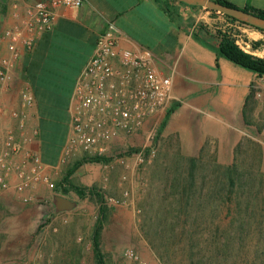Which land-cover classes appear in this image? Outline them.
<instances>
[{
    "label": "built area",
    "instance_id": "1",
    "mask_svg": "<svg viewBox=\"0 0 264 264\" xmlns=\"http://www.w3.org/2000/svg\"><path fill=\"white\" fill-rule=\"evenodd\" d=\"M28 2L11 0V20L0 26V50L5 52L0 55V191H13L24 204H39L40 186L51 182V172L76 159L104 158L108 162L94 163L104 167L114 162L129 167L131 159L136 165H146L157 152L159 126L150 121L166 114L176 101L177 68L174 65L165 71L147 48L120 47L119 26L107 21L75 85L68 134L58 162L45 163L40 153L37 102L31 85L22 80L20 62L37 39L54 28L57 9L78 8L85 0ZM139 137L144 141L136 144ZM105 204L129 205V193L107 196Z\"/></svg>",
    "mask_w": 264,
    "mask_h": 264
},
{
    "label": "trees",
    "instance_id": "2",
    "mask_svg": "<svg viewBox=\"0 0 264 264\" xmlns=\"http://www.w3.org/2000/svg\"><path fill=\"white\" fill-rule=\"evenodd\" d=\"M215 1L236 7L227 0ZM243 10L264 18L260 10L248 7ZM168 11L177 18L172 7ZM224 16L230 22L264 32ZM192 34L197 41L215 50L218 69L219 58H226L258 77H264V57L240 47L231 29H218L212 33L199 26ZM209 41H215L216 45L212 46ZM250 45L253 50H258L263 43L253 41ZM22 78L30 83L37 102L41 158L45 163L55 165L68 134V79L46 75L37 80L25 69ZM53 79L56 83H51ZM178 107L180 104L174 101L159 126L155 141L157 152L159 139ZM241 147L242 142L231 165L219 162L208 144L198 156H186L176 147L173 159L164 161L163 167H159L162 162L154 164L140 229L162 264H264V213L262 216L258 213L263 178L259 175L260 168L253 167L254 161L248 160L250 153L244 154ZM138 150L132 149L131 153ZM257 151L254 149L256 154ZM103 162L108 160L88 157L77 160L56 184L57 192L63 191L67 195L73 191L79 198H88L98 205L97 224L92 235L96 264H106L101 249L102 230L108 216L106 195L97 185L79 187L70 176L82 163Z\"/></svg>",
    "mask_w": 264,
    "mask_h": 264
},
{
    "label": "crops",
    "instance_id": "3",
    "mask_svg": "<svg viewBox=\"0 0 264 264\" xmlns=\"http://www.w3.org/2000/svg\"><path fill=\"white\" fill-rule=\"evenodd\" d=\"M10 1L0 0V26L6 20H11ZM37 1L50 0H29L28 3ZM227 1L239 9L248 7L264 13V0ZM171 4V0H85L78 8H59L56 10L54 28L42 34L34 49L23 55L21 74L25 69L37 80L46 75L51 78L65 77L70 87V106L79 75L93 55L99 35L105 30L107 21H115L121 31L120 47L151 50L157 57L158 65L167 72L176 65V100L185 98L186 101H182L179 116L172 120V115L165 129L168 126L171 130L176 126L180 128L177 130V141L182 154L198 156L208 144L217 158L218 152L225 157V162L221 163L231 165L237 156L236 149L242 142V152L250 153L248 160L254 161L253 167L260 168L259 175L263 178L258 210L259 216H262L264 116L260 115L261 109L257 112L256 105L259 97L264 99V77H258L226 58H219L218 69L215 50L194 38L192 33L195 28L188 27L185 21L169 13ZM184 6L176 3L177 8ZM209 43L216 45L215 41ZM4 53V50H0V55ZM51 83H56L55 79ZM16 85L19 83L16 82ZM200 107L216 108L219 114L212 117L213 121L221 125L222 130H237V133L223 137L215 133L214 128L206 127L204 121L199 126L195 125L198 122L189 117L188 110H198ZM254 149L258 150L257 154ZM5 193L0 195V199H11V195Z\"/></svg>",
    "mask_w": 264,
    "mask_h": 264
},
{
    "label": "rangeland",
    "instance_id": "4",
    "mask_svg": "<svg viewBox=\"0 0 264 264\" xmlns=\"http://www.w3.org/2000/svg\"><path fill=\"white\" fill-rule=\"evenodd\" d=\"M171 2L173 4L170 7L175 10L177 18L185 21L188 27L197 29L203 26L212 33L218 29H231L245 51L264 57V32L230 22L221 13L211 12L205 8L191 9L188 6L180 9L176 7V3L179 2L175 0ZM253 41H260L263 45L260 49L253 50L250 45ZM176 101L181 106L182 101L186 99L180 98ZM179 108L172 114L173 116L171 115L172 120L179 116ZM256 108L257 112L261 109L260 115L264 116L263 98H258ZM188 111L189 117L198 122L195 125L199 126L204 121L206 127L214 128L215 133L223 137L237 133V130L226 132L220 128L221 125L213 121L212 117L219 114L216 108L200 107L198 110ZM164 117L165 113L154 117L150 123L156 121L160 126ZM179 129L176 126L171 130L168 126L163 131L158 142V152L144 166L136 165L132 159L129 160V167L115 162L111 163L110 167L82 163L70 176V180L79 187L97 185L104 191L106 197H121L125 192L129 193V205L116 207L105 204L108 216L102 230L101 249L106 264H162L142 233L140 223L144 201L151 186L152 167H155L157 161L158 165L162 162L159 167H163L164 161L173 159L178 147ZM143 141V138L139 137L136 144ZM218 159L225 162V157L220 156V152ZM77 160L80 159L51 172V182L41 185L38 192L41 203L24 204L13 191L7 192L11 199H0V264H96L92 235L97 224L98 205L88 198H79L73 191L66 195L63 191L56 190L57 182ZM2 194L6 193L0 191V195ZM54 195L70 198L79 205L71 212L54 215L52 206ZM129 251L136 258L131 257Z\"/></svg>",
    "mask_w": 264,
    "mask_h": 264
},
{
    "label": "water",
    "instance_id": "5",
    "mask_svg": "<svg viewBox=\"0 0 264 264\" xmlns=\"http://www.w3.org/2000/svg\"><path fill=\"white\" fill-rule=\"evenodd\" d=\"M188 6L202 7L208 10H213L218 13L233 17L250 26L259 28L264 31V18L251 14L236 7L223 5L215 0H178ZM78 203L70 198L61 195H54L52 199L53 214L59 215L65 212H71L78 207Z\"/></svg>",
    "mask_w": 264,
    "mask_h": 264
}]
</instances>
